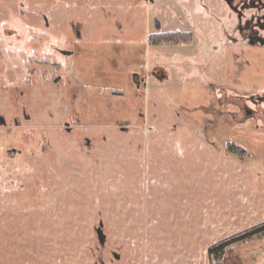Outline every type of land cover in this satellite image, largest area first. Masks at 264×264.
I'll return each instance as SVG.
<instances>
[{
    "label": "rangeland",
    "instance_id": "rangeland-1",
    "mask_svg": "<svg viewBox=\"0 0 264 264\" xmlns=\"http://www.w3.org/2000/svg\"><path fill=\"white\" fill-rule=\"evenodd\" d=\"M260 226L264 0H0V264H213Z\"/></svg>",
    "mask_w": 264,
    "mask_h": 264
},
{
    "label": "trees",
    "instance_id": "trees-1",
    "mask_svg": "<svg viewBox=\"0 0 264 264\" xmlns=\"http://www.w3.org/2000/svg\"><path fill=\"white\" fill-rule=\"evenodd\" d=\"M180 34H181L180 31L168 32V33L166 32V33L161 34L159 36V38H156L154 40L155 42H153V43L163 45V44H178V43L188 42L190 33L188 32L184 38L178 37V35H180ZM241 151H243V150L241 149ZM256 233H264V226L257 227L255 229L250 230L244 234H241V235H239V236H237L231 240L223 241V242H220L218 244L211 246L207 250V253H208L209 257L211 258L213 264H219L220 263V261L223 259L225 248L229 244L234 243L236 241L246 239V238H248L251 235H254Z\"/></svg>",
    "mask_w": 264,
    "mask_h": 264
},
{
    "label": "water",
    "instance_id": "water-1",
    "mask_svg": "<svg viewBox=\"0 0 264 264\" xmlns=\"http://www.w3.org/2000/svg\"><path fill=\"white\" fill-rule=\"evenodd\" d=\"M98 238H99V240L103 239V234H102L100 229L98 230Z\"/></svg>",
    "mask_w": 264,
    "mask_h": 264
}]
</instances>
